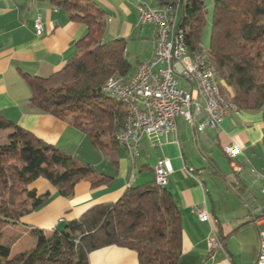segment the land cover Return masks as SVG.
<instances>
[{"label":"trees","instance_id":"16d2710c","mask_svg":"<svg viewBox=\"0 0 264 264\" xmlns=\"http://www.w3.org/2000/svg\"><path fill=\"white\" fill-rule=\"evenodd\" d=\"M49 1L85 24L87 31L74 44L77 53L59 71L47 78L24 74L29 104L79 129L96 147L120 145L115 137L129 108L103 87L113 78L131 76L126 40H103L104 16L93 0ZM155 2L178 9L176 29L187 51L202 53L203 0ZM205 60L218 83L230 90L235 109L261 111L264 120V0L214 1ZM0 126L11 129L0 143V240L8 225L50 198L48 192L28 188L36 178L49 181L64 197L71 196L80 181L97 187L112 180L1 115ZM28 232L33 246L12 255L9 244L2 246L0 264H88V253L112 245L134 250L139 264H178L181 255L180 209L165 186L154 180L128 186L116 201L93 204L49 233L38 227Z\"/></svg>","mask_w":264,"mask_h":264},{"label":"crops","instance_id":"0c3cea01","mask_svg":"<svg viewBox=\"0 0 264 264\" xmlns=\"http://www.w3.org/2000/svg\"><path fill=\"white\" fill-rule=\"evenodd\" d=\"M93 1L103 12L104 41L124 38L127 53V40L140 39L143 46L142 42L151 39L146 49L139 47L132 76L138 65L152 56L153 26L139 25L138 0ZM149 1L156 5L155 0ZM36 20L40 22L39 33L34 26ZM86 31L85 24L70 19L67 10L53 6L49 0H0V115L77 161L112 176L109 183L97 187L80 181L69 197L59 195L53 184L38 177L28 188L38 194L48 192L50 198L16 224L26 226L28 231L38 227L51 232L93 204L116 201L130 185L152 182L155 163L167 158L172 172L164 186L181 213L178 264H255L259 248L255 221L262 217L264 207L261 111L233 109L219 126L206 127L203 132L177 118L176 132L143 136L134 156L118 144L96 147L79 129L32 108L31 91L24 77L28 74L47 78L59 71L77 53L74 44ZM10 131L0 126L3 136ZM230 142L241 149L234 162L223 153V146ZM236 164L242 166L241 171H235ZM187 168H192L193 173L188 174ZM195 206L209 212V221L197 218ZM209 238H216L221 246L210 249ZM28 244L30 248L34 241L32 246ZM87 258L88 264H139L134 250L115 245L94 250Z\"/></svg>","mask_w":264,"mask_h":264},{"label":"built area","instance_id":"2783aa9c","mask_svg":"<svg viewBox=\"0 0 264 264\" xmlns=\"http://www.w3.org/2000/svg\"><path fill=\"white\" fill-rule=\"evenodd\" d=\"M138 23L141 26L151 24L154 28L152 56L142 65L141 76L131 84H121L114 92L131 98L133 107H138L137 119H133L129 131L115 138H129L132 148L128 150L131 156L137 154L138 146L143 136H157L163 132H176L177 118L195 126L198 132L206 127L215 128L235 109L231 102L219 105L211 88H207L205 77L214 78V88H218L215 76L205 74V59L198 52H185L178 44L175 26L178 18H172L171 5L153 6L146 1L138 0L136 4ZM160 23H168V30H160ZM37 33L40 22L36 20ZM157 46H164V54H157ZM180 78V79H179ZM219 89V88H218ZM241 149L235 142L223 146V153L234 162ZM159 166V178L155 183H167L172 172L167 158L155 163ZM235 171H241V165H234ZM192 174L193 169L187 168ZM264 195V188L261 189ZM262 217L255 221L258 226L259 248L255 264H264V207ZM193 212L200 221H209V212L200 206H195ZM210 249L221 246L216 238L207 240Z\"/></svg>","mask_w":264,"mask_h":264},{"label":"rangeland","instance_id":"374dc122","mask_svg":"<svg viewBox=\"0 0 264 264\" xmlns=\"http://www.w3.org/2000/svg\"><path fill=\"white\" fill-rule=\"evenodd\" d=\"M147 3L151 4L149 0H143ZM214 1L215 0H203L204 2V16H205V25L202 28L201 31V38H200V47H201V55L205 59L208 56V47H209V41H210V33H211V25H212V17H213V11H214ZM175 18L178 17L179 12L178 9H176ZM106 18V17H105ZM107 21V18H106ZM110 23L107 22L105 25L108 26ZM105 27V26H104ZM145 27V26H144ZM105 29V28H104ZM106 35V33H104ZM140 39L135 38V40H127V53L126 58L129 61V63L132 65V68L136 65V59L139 56V47L146 49V47L151 43V39H147L146 41L142 42L143 46L140 45ZM216 76V75H215ZM217 79V78H216ZM218 88L220 91V95L227 101H230V93L228 89L223 86L221 83H218ZM117 101L119 99L117 97L112 96ZM0 132V143H3L5 140V136H3ZM119 149V151H122V149ZM62 227V224L59 225V228ZM46 233H49V230H45ZM6 237L0 240V248L2 246H5L6 244L10 245V255L14 254L16 250H19L21 248L27 249V243L28 245L32 246V243L34 239L30 236L28 230L26 229V226L22 224H11L8 225L5 229ZM11 237H14L15 239L13 241L11 240ZM11 242V243H9Z\"/></svg>","mask_w":264,"mask_h":264},{"label":"bare ground","instance_id":"6f19581e","mask_svg":"<svg viewBox=\"0 0 264 264\" xmlns=\"http://www.w3.org/2000/svg\"><path fill=\"white\" fill-rule=\"evenodd\" d=\"M171 12H172V18H175L176 11L172 7H171ZM160 30H168V23H160ZM175 35H176V39L178 41V44H180V46H182V48L185 52H188L186 45H185V42H184L183 34L181 31H178V29H176V26H175ZM157 54H164V46H157ZM198 55H199V57L204 59L202 57L201 53L198 52ZM142 65H146V61H143L142 63H140L138 65L136 71L133 73L132 76H129V77L119 76V77L113 78L109 82H107L103 87V90L107 94H109L110 96L117 97L121 103L125 104L129 108V114L124 121V127L118 133L117 137H119L121 135H125L126 131H129V127H130V124H132L133 119H137L138 107H133V101L131 100V98H129L127 96H123V95L119 94V92H114L110 89H115L121 84H131V83H133V81H137V79H139L141 76ZM205 74L209 75V76H215L214 72L211 70V68L209 67L208 64H205ZM215 79H216V76H215ZM216 81H217V79H216ZM205 84H207V88H211V96H214L215 101L219 105H227V100H225L220 95L219 89L214 88V78L205 77ZM117 141L121 146L127 148V150H131V148H132V140L131 139H129V138H122V139L117 138ZM153 171H154V179L159 178V166H157L155 164L153 167ZM165 184L166 183H161V186H164Z\"/></svg>","mask_w":264,"mask_h":264}]
</instances>
